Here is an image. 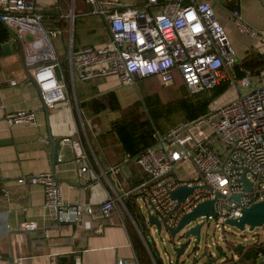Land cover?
Instances as JSON below:
<instances>
[{
    "label": "built area",
    "instance_id": "1",
    "mask_svg": "<svg viewBox=\"0 0 264 264\" xmlns=\"http://www.w3.org/2000/svg\"><path fill=\"white\" fill-rule=\"evenodd\" d=\"M86 1L90 12L101 13L106 18L109 39L101 45L88 44L75 51L69 49L71 70L75 67L81 80L115 75L121 85L134 86L137 79L156 75L163 84L170 85L178 74L189 94L212 89L221 81H227L228 88L236 89V94L215 107L209 104L210 108L192 119H185L164 132H155L156 141L133 156L144 172L142 180L116 196L108 195L97 204L67 202L61 183L51 170L21 176L17 180L42 186L45 214L58 223L76 222L83 215L94 212L108 216L116 207V198L122 200L134 192L138 209L141 210L144 203L148 214L156 215L160 227L154 222L150 224L155 225L156 231L163 227L167 230L174 251L181 242L174 238L178 230L171 235L170 227L176 226L182 215L202 200L213 199V213L199 214L183 226L188 225V230L201 223L198 242L201 227L209 218L213 219L215 228L224 231L229 224L228 218L240 216L244 207L264 199V82L260 83L249 69L241 76L233 72L235 50L215 15L212 0H163L157 10L149 7L158 0H144L141 4H127L123 0ZM43 15L37 0H0V21L8 28L11 39L18 41L25 68L33 78L43 105L49 107L65 99L68 91L52 40L58 29L46 27ZM231 17L240 32L264 40V31L246 21L237 8L231 11ZM4 43L0 42V62ZM7 81L16 83L14 78ZM1 83L0 78V86ZM240 88L244 90L240 92ZM4 119L9 125L37 124V110H7ZM64 140L71 144L79 171H86L87 153L81 138L65 137ZM186 161L193 164V169L188 176L180 177L175 166H184ZM244 168L246 177L252 182L248 190L242 181ZM181 184L193 186V189L178 200L172 197L171 190ZM235 193H239L237 199L232 196ZM19 227L33 230L37 222L25 219ZM136 227L154 264H158L153 254V251L158 253L157 237L148 227L144 232ZM190 235L196 238L189 232V241ZM223 236L219 234L206 242V260L199 264L264 263V240L252 242L259 245L254 260L243 262L233 251L231 256L226 251L218 255L216 246L221 244ZM162 243L165 244L164 239ZM209 258L215 260L208 262ZM49 264H81V260L76 255L72 263H60L53 255ZM116 264L140 263L132 257L118 258Z\"/></svg>",
    "mask_w": 264,
    "mask_h": 264
},
{
    "label": "crops",
    "instance_id": "2",
    "mask_svg": "<svg viewBox=\"0 0 264 264\" xmlns=\"http://www.w3.org/2000/svg\"><path fill=\"white\" fill-rule=\"evenodd\" d=\"M123 1L141 4L144 0ZM162 1L158 0L149 9H159ZM37 2L42 6V22L45 21L46 27L58 29L54 38L57 45L53 44L61 61L68 95L49 107L43 105L35 83L29 79L19 43L11 39L9 32V38L4 42L9 43L10 49L7 53L2 48L0 62V104H3V107L0 106V264H11L9 254L12 264H49L53 255L60 263H72L79 255L81 264H116L118 258L138 259L134 239L146 247L136 227L138 224L124 202L128 198L135 202L134 192L128 193L122 200L116 198V207L108 216L94 212L83 215L76 222L58 223L45 214L42 186L17 180L21 176L51 170L59 179L67 202L97 204L108 195L116 196V193L134 187L144 177V172L133 158L142 149H138L141 144L133 147L132 152L134 149L137 151L132 153L124 148L114 131V127L122 123L119 121L126 120L124 117L129 112V105L137 100V95L132 92L130 99L123 103L117 94L116 86L121 84L115 75L81 80L76 68L71 70L67 55L69 49L75 51L88 44L107 42L109 30L106 18L101 13L90 12L86 0ZM211 5L227 32L236 61L246 54L257 56L260 60L259 67L254 70L259 79L258 74H264V40L240 32L232 21L231 11L237 8L246 21L264 31L263 0H212ZM9 78H14L16 83L10 84L7 81ZM174 83L186 90L178 74L170 85ZM111 89L117 94L119 109L102 108L94 112L80 105V102ZM235 94V90L230 92L221 100L222 103ZM19 108L36 109L37 124H7L4 112ZM49 133L53 140L60 138L57 161H53L51 155ZM65 137L81 138L87 153L86 171H79L71 144L64 140ZM127 153L130 155L126 156ZM25 219L35 220L37 227L21 230L19 223ZM247 245L233 252L241 261L252 262L254 255L251 250L244 252L249 247ZM148 255L154 264L149 252Z\"/></svg>",
    "mask_w": 264,
    "mask_h": 264
},
{
    "label": "trees",
    "instance_id": "3",
    "mask_svg": "<svg viewBox=\"0 0 264 264\" xmlns=\"http://www.w3.org/2000/svg\"><path fill=\"white\" fill-rule=\"evenodd\" d=\"M9 38V30L0 21V42H4ZM260 60L257 56H251L250 54L244 55L242 58L237 60L233 65V72L237 76H241L245 73L246 70L254 71L260 65ZM147 77L158 80L159 84H163L161 80L156 75H149L136 80V86L138 80L145 79ZM155 77V78H154ZM181 79V78H180ZM164 85V84H163ZM228 82L221 81L217 85H215L211 90L209 95H199V97H194L191 99L186 90L183 89V95L177 99L176 104H169L170 101H162L159 92L153 87V83L146 82L145 88L144 86H137L138 92L135 88H133L134 93L137 95V100H135L131 105H129V112H126L127 115L124 117L126 120H121L122 122L116 125L114 131L121 140L124 148L126 150H130L132 152V148L141 144L138 149H143L146 146L153 144L156 141L155 132H160L161 125L158 123L159 118H163V116L173 110V108H177L184 112L185 119H192L202 113H204L207 109L211 101L216 97L223 93L226 89H228ZM144 88V91L142 90ZM182 89V88H181ZM204 91V90H202ZM200 91V92H202ZM139 94L142 97L143 103L139 98ZM80 105L87 106L90 110L96 112L102 108H110V109H119L120 102L118 100L117 94L114 90H107L102 93H98L97 96L89 98L80 102ZM136 105L140 107L141 110H137ZM166 105V106H165ZM152 120V122H151ZM178 122H175L176 124ZM172 124V126H174ZM170 126V127H172ZM170 127L165 130H161V132L166 131ZM139 130L138 133L136 131ZM141 149V150H142ZM139 150V151H141ZM137 150L134 149L132 153H135ZM127 209L137 222L139 228L144 232L143 218L141 215L140 209L137 207V203L134 202V199L128 198L124 201ZM246 250H251L252 255L255 254L257 244H248ZM134 248L137 254L138 259L141 264H152V261L144 248L141 241H136L134 239ZM243 249V248H242ZM156 251H153L155 255ZM156 257V255H155ZM158 262V261H157ZM264 264V263H263Z\"/></svg>",
    "mask_w": 264,
    "mask_h": 264
},
{
    "label": "rangeland",
    "instance_id": "4",
    "mask_svg": "<svg viewBox=\"0 0 264 264\" xmlns=\"http://www.w3.org/2000/svg\"><path fill=\"white\" fill-rule=\"evenodd\" d=\"M43 24L46 23L45 21ZM55 38V37H54ZM52 38L53 42L57 45L56 39ZM64 67V64H62ZM256 76V74H254ZM259 82H264V74L259 75ZM153 83L154 89L159 92L160 97L162 101H170L169 104L174 105L177 102V99L183 95V90L179 87L178 83H174L173 85H163L159 84L158 80L155 79L153 81V78L147 77L142 80H138L137 86H144L146 82ZM256 84V82H253ZM121 85H117V94L120 98V100L123 103H126L130 97L132 96L133 88H136L135 86L130 87H120ZM144 88L142 89L144 91ZM236 93V89L233 87L228 88L227 92H225L223 95L216 96L210 103L211 107H215L218 104L222 103V99L224 97H228L230 92L234 91ZM244 89L240 88V92H242ZM138 92V89L136 90ZM211 89L204 90L202 92H197L194 94H189V97L193 99L194 97H199V95H209L211 93ZM187 92V91H186ZM135 95V93H134ZM210 105L208 108H210ZM166 106V105H165ZM137 110H141L138 105H136ZM184 118V112L182 110H179L177 108H173V110L163 116V118L158 119V123L161 125V130H165L166 128L172 126L175 122H181ZM177 124V123H176ZM174 124V125H176ZM184 166L177 164L175 166L176 172L180 177H186L188 176V173L191 172L193 169V164L189 161H186ZM141 215L143 218V225L144 229L145 227H148V230L153 234L154 237H157L156 240V248L158 253L156 252V258L158 261V264H172L173 262H177L178 264H199L206 260V257H201L197 262H193V259L198 257L201 252L204 250L206 242H211L213 237L217 238V236L220 234L221 236L224 235L223 239H221L220 243L222 244L224 250L226 251V254L228 256L232 255V249L237 244V242L242 241L244 243H252L255 242V240L263 241L264 240V222L261 225L254 226L252 229H249V226L245 224L243 229L238 228L235 225L227 224L225 226L224 231L219 230L218 228H215L213 219H208L209 222H205L201 227V238L197 244L194 243L193 236L190 235V241L185 247V250L183 253L180 254V256L177 258L174 247L172 244V240L168 235L167 230L163 227L159 231L155 230V225L150 224L148 221V207L143 203L141 207ZM188 225L183 226L175 233V241L179 240L180 242H183L186 240L185 231L187 230ZM245 237V239H243ZM162 239L165 240V244L162 243ZM170 260H169V258ZM172 260V261H171Z\"/></svg>",
    "mask_w": 264,
    "mask_h": 264
},
{
    "label": "water",
    "instance_id": "5",
    "mask_svg": "<svg viewBox=\"0 0 264 264\" xmlns=\"http://www.w3.org/2000/svg\"><path fill=\"white\" fill-rule=\"evenodd\" d=\"M28 38H30V36H28ZM2 48H3V51L8 53V51L10 49L9 43L5 42L2 45ZM29 79L32 80V82H33V78L30 74H29ZM134 86L136 87L135 89L137 90L136 84H134ZM139 98H140L141 102L143 103V100H142V97L140 96V94H139ZM151 122H152V120H151ZM48 137H49L50 144H51V155H52L53 161H57L58 160L57 149L60 145V138L53 140L52 135L50 133L48 134ZM245 173H246V168H244V171L242 173V181H243L244 188L246 190H248L251 188L252 182L250 180H248ZM192 189H193V186L181 184V185H178L173 190H171V195H172V197H175L178 200H182L187 195V193H189ZM232 196L235 199H237L239 196V193H235ZM212 208H213V199H205V200L200 201L190 212H187V213L182 215V217L179 219L176 226L170 227L171 235H173L186 222H188L190 219L196 217L197 215L202 214V213H206V212L213 213ZM148 221L150 223L154 222V223H156L157 227H160V221L156 217V215L148 214ZM226 222L229 224L235 225L240 229H243L245 224H247L249 226V229H252L254 226L263 224V222H264V199L255 201V202L251 203L250 205L244 207L242 210V214L240 216H238L236 218H228L226 220ZM200 225H201V223H197L195 226H192L188 230L185 231L186 238H187V235L189 232L195 234V236H196V238L194 239L195 244L198 243V239H199V235H200V233H199ZM188 242H189V239L187 238L186 240L181 242V244L179 246L175 247V254H176L177 258L180 256L181 253H183ZM243 246H244V243L242 241H239V242H237V244H235V246L233 247L232 250L237 251V250L241 249ZM216 249L218 251V255H222L225 253V250L223 249V246L221 244H217ZM203 256H206L205 250H203L198 257L194 258L193 262L198 261ZM8 259L10 260V263L12 264L13 259H12V256H10V254L8 255ZM214 260H215V258H209L207 261L211 262ZM172 264H178V263L175 261Z\"/></svg>",
    "mask_w": 264,
    "mask_h": 264
}]
</instances>
